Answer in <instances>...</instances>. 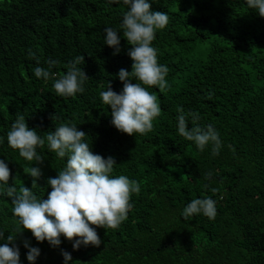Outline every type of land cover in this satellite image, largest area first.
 <instances>
[{
    "label": "trees",
    "instance_id": "1",
    "mask_svg": "<svg viewBox=\"0 0 264 264\" xmlns=\"http://www.w3.org/2000/svg\"><path fill=\"white\" fill-rule=\"evenodd\" d=\"M149 2L152 10L169 16L153 41L158 63L169 69L168 87L144 85L157 96L161 112L150 133L130 136L111 124V108L100 97L108 82L120 92L118 71L132 70L131 45L120 27L126 6L109 0H0V159L8 163L9 184L17 193L25 186L47 199V179L66 162L47 145L38 148L39 164L8 146L7 132L23 114L28 127L42 136L61 123L76 124L94 153L115 159L113 175H126L141 188L131 196L133 207L118 228L93 225L99 247L74 250L63 236L53 247L23 229L5 186L0 190L5 240L0 243L16 235L21 264H30L25 240L40 249L35 264H64L62 250L71 253L70 264H264V17L245 0ZM105 27L121 32L116 55L105 44ZM29 49L41 67L47 68L49 59L58 62L53 79L35 77L37 61ZM79 55L88 77L85 91L57 96L54 80ZM181 107L189 128L194 126L189 114L196 113L195 124L218 130L219 155L211 147L201 152L179 135ZM32 165L42 170L36 183L28 172ZM204 197L216 201L214 219L181 217L190 200Z\"/></svg>",
    "mask_w": 264,
    "mask_h": 264
},
{
    "label": "clouds",
    "instance_id": "2",
    "mask_svg": "<svg viewBox=\"0 0 264 264\" xmlns=\"http://www.w3.org/2000/svg\"><path fill=\"white\" fill-rule=\"evenodd\" d=\"M110 3L123 4L124 11L120 27L123 37L131 45L127 55L132 60V70L121 68L117 76L123 82L120 92L112 89L108 82L106 90L100 92L104 105L111 108V124L120 132L130 136L147 135L153 130V121L160 115L161 107L157 96L150 93L144 85L168 87L166 76L168 67L158 63V49L153 46L156 33L169 24L167 12L151 9L149 0H109ZM249 9L264 17V0H245ZM105 44L113 48V55L121 51V33L112 27L104 28ZM28 55L37 61L34 75L45 81L53 79L52 68L58 63L49 59L48 67L39 66L36 52L28 50ZM84 56H76L67 65L66 74L54 80L53 88L57 96L75 97L85 91L88 77L79 65ZM139 81L133 83L132 81ZM177 131L185 140L191 141L203 152L211 147L213 155H219L222 141L218 130L212 125L205 128L195 124L200 119L196 113L189 114L194 124L188 127V116L183 108L177 109ZM55 118V117H54ZM86 133L70 122L61 123L55 131L40 135L29 128L25 116L19 114L7 132V144L18 150L19 156L26 161L42 163L43 157L38 148L47 145L50 152L66 162L55 177L47 179L51 191L47 199H38L28 187L17 189L9 184L10 169L5 159H0V190L7 186L6 194L11 197L12 213L18 218L23 229L31 231L38 242L47 241L51 246L61 244V236L72 241L74 250L89 245L99 247L102 243L96 228L116 229L127 218L133 207L130 202L133 194L141 191L139 182L126 175H113L117 164L112 156L107 158L91 150L85 139ZM4 137H0V144ZM28 172L33 183L42 177V170L32 165ZM211 176V173L208 174ZM15 179V177H13ZM202 214L209 219L217 215L216 201L211 197L190 200L182 209L181 217L187 219ZM19 229L17 233H19ZM75 238V239H73ZM16 235H8L7 243H0V264H21L20 251L15 243ZM5 240L4 231H0V241ZM11 244V246H9ZM24 247L30 264H35L40 249L25 240ZM64 264H70L72 255L62 250Z\"/></svg>",
    "mask_w": 264,
    "mask_h": 264
}]
</instances>
